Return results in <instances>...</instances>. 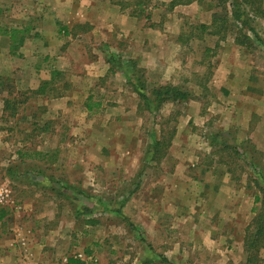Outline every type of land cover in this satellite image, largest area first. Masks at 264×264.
I'll list each match as a JSON object with an SVG mask.
<instances>
[{
	"label": "rangeland",
	"instance_id": "374dc122",
	"mask_svg": "<svg viewBox=\"0 0 264 264\" xmlns=\"http://www.w3.org/2000/svg\"><path fill=\"white\" fill-rule=\"evenodd\" d=\"M234 1L148 0L137 17L135 0H0V28L25 31L0 32V264H245L264 202V22L241 17L257 40L240 31ZM165 86L188 98L153 96Z\"/></svg>",
	"mask_w": 264,
	"mask_h": 264
},
{
	"label": "trees",
	"instance_id": "16d2710c",
	"mask_svg": "<svg viewBox=\"0 0 264 264\" xmlns=\"http://www.w3.org/2000/svg\"><path fill=\"white\" fill-rule=\"evenodd\" d=\"M138 1L136 2L135 6L137 8L144 6L145 4H147L148 0H135ZM193 0H171V2L169 3L170 7H174L177 5H188L189 3H191ZM222 2H224V0H222ZM222 4V3H220ZM118 6H120V8H125V6L122 3H119ZM232 6V14H231V18H235L236 23L239 22L240 23V27L239 29H241L240 31L246 29L250 34H252L254 36V38L257 40V36L254 32V29L250 26L252 20L254 19H259L261 21L264 22V0H240V1H234L233 4H231ZM241 7H245L247 8V13H243V11H240ZM144 13V9H140L139 11H132V15L134 16H142V14ZM249 14L252 17V20L244 17V20H242V16L243 15H247ZM148 16V15H147ZM147 16L145 18H147ZM248 16V15H247ZM217 22V23H215ZM218 24V26L216 25ZM214 26H216V29L214 31H208V34L213 35V36H217L219 35L221 30H226V26H227V19H213L210 29ZM75 28H82L81 25L76 26ZM209 27H206L205 25H202V30H210ZM62 32L64 35H68L69 31L67 30L66 27H63ZM0 32H2L4 35H6L10 40H13L15 35L17 34H22L25 31H19L16 29H3L0 28ZM85 32V31H84ZM241 38V39H240ZM236 40V44L242 46L243 44H247L249 45L251 43L250 37L248 35H238V37L235 39ZM24 42V38L21 37L19 38V42L18 44L21 45ZM52 73L53 76H58L60 77L62 74L60 72H55ZM48 85V82H42L40 84V86L37 89V93L38 94H42L45 90V87ZM153 96L158 97V96H162L163 98L169 100H186L188 98L187 93L183 92L180 90V88L178 87H170V86H165V87H161L158 90H154L152 92ZM143 97V95H140ZM83 106L85 108V111L88 114H97L100 109H101V102L100 100H95L93 98L92 95H88L87 98L85 99ZM168 147V142L165 143L163 140H156L153 142V155L154 157H156L157 155H159V152L162 151L163 148ZM261 203V207L262 209H260V211H257L256 216L254 217V219L252 220V222L246 227L245 229V235L243 238V252L246 255V261L245 264H258L259 262H261L260 256H259V251H264V202H263V198L260 200V198L258 196H255L254 198V204L257 203ZM254 211L255 208L253 209ZM8 215V211L6 210V208L2 207L0 205V222H3V220L6 218V216ZM68 264H84L83 261H81L80 259H68L67 261Z\"/></svg>",
	"mask_w": 264,
	"mask_h": 264
},
{
	"label": "crops",
	"instance_id": "0c3cea01",
	"mask_svg": "<svg viewBox=\"0 0 264 264\" xmlns=\"http://www.w3.org/2000/svg\"><path fill=\"white\" fill-rule=\"evenodd\" d=\"M121 21H123V25L126 26V25H125V19H122ZM148 22H149V21H148ZM132 24H133V22H131V20L128 21V26H127L128 30H129L128 34H130V30H131L130 28H131ZM90 25H91V24H90ZM91 26H92V25H91ZM151 28H152V26L150 25V27H149V29H148V32H144V38H145V39L147 38V36H148V34H149ZM140 34H141V33H140ZM135 35H137V34H135ZM152 47H153V45L151 44V42H150V38H149V44H147V48L152 49Z\"/></svg>",
	"mask_w": 264,
	"mask_h": 264
},
{
	"label": "built area",
	"instance_id": "2783aa9c",
	"mask_svg": "<svg viewBox=\"0 0 264 264\" xmlns=\"http://www.w3.org/2000/svg\"><path fill=\"white\" fill-rule=\"evenodd\" d=\"M9 192L6 189L0 188V204L7 201Z\"/></svg>",
	"mask_w": 264,
	"mask_h": 264
}]
</instances>
